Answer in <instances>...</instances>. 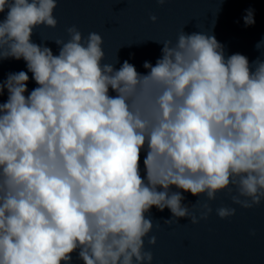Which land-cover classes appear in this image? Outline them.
<instances>
[{
    "label": "clouds",
    "instance_id": "obj_1",
    "mask_svg": "<svg viewBox=\"0 0 264 264\" xmlns=\"http://www.w3.org/2000/svg\"><path fill=\"white\" fill-rule=\"evenodd\" d=\"M57 7L0 0V62L27 69L0 79V264H153V207L198 224L221 193L246 210L264 203V51L226 55L210 31L182 29L155 41L146 72L117 68L97 32L66 28L50 41L58 54L33 41L57 27Z\"/></svg>",
    "mask_w": 264,
    "mask_h": 264
},
{
    "label": "water",
    "instance_id": "obj_2",
    "mask_svg": "<svg viewBox=\"0 0 264 264\" xmlns=\"http://www.w3.org/2000/svg\"><path fill=\"white\" fill-rule=\"evenodd\" d=\"M247 9H254L255 24L249 27L243 21ZM5 14H0V19ZM54 15L57 27L38 29L34 42L49 41L47 46L58 54L57 45L50 41L67 40L66 28L75 25L85 37L90 32L102 36L105 62L115 63L119 58V68L127 60L141 73L146 72L145 61L154 65L161 56L162 45L155 41L175 42L182 29L186 33L210 31L225 46L226 55L241 53L253 61L264 51L255 47L264 40V0H168L162 6L156 0H58ZM152 15L157 16L155 23L150 20ZM21 70L27 71L23 60H4L0 62V79ZM36 86L30 79L29 91ZM6 99L7 92L0 97ZM185 195V203L196 202L197 197ZM221 204L236 207V214L219 218L215 208ZM212 207L208 219L198 224L186 218L168 224L165 220L171 218V212L153 207L151 214L159 225L151 233L157 239L151 246L153 264H264V203L246 210L232 205L221 193ZM74 264H79L75 257Z\"/></svg>",
    "mask_w": 264,
    "mask_h": 264
}]
</instances>
